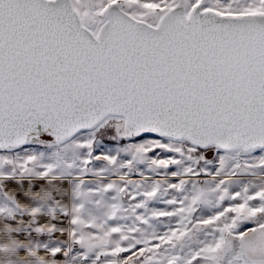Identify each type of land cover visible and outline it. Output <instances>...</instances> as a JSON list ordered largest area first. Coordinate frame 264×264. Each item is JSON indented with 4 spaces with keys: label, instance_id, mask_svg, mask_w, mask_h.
I'll list each match as a JSON object with an SVG mask.
<instances>
[{
    "label": "snow or ice",
    "instance_id": "6c2138e0",
    "mask_svg": "<svg viewBox=\"0 0 264 264\" xmlns=\"http://www.w3.org/2000/svg\"><path fill=\"white\" fill-rule=\"evenodd\" d=\"M0 264H264V0H0Z\"/></svg>",
    "mask_w": 264,
    "mask_h": 264
}]
</instances>
